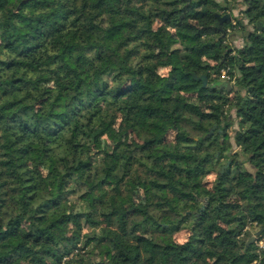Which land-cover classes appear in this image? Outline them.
<instances>
[{
	"label": "trees",
	"instance_id": "1",
	"mask_svg": "<svg viewBox=\"0 0 264 264\" xmlns=\"http://www.w3.org/2000/svg\"><path fill=\"white\" fill-rule=\"evenodd\" d=\"M257 240L264 0H0V264H264Z\"/></svg>",
	"mask_w": 264,
	"mask_h": 264
},
{
	"label": "rangeland",
	"instance_id": "2",
	"mask_svg": "<svg viewBox=\"0 0 264 264\" xmlns=\"http://www.w3.org/2000/svg\"><path fill=\"white\" fill-rule=\"evenodd\" d=\"M243 8H245V5H243V3L241 2V3L239 4V7H238L237 9L234 10V14H235V15H240V12H241L240 9H243ZM232 43H233L234 45H240V44L243 43V39H242V38L235 39V40H233ZM166 69H167V67H165V66H162V67L160 68V70H161L162 72H165ZM234 126H235V127L237 126V123H236V122L234 123ZM111 137H112V136H107L106 138H102V139L99 141V143H100L99 146L102 147V146L104 145V142L107 141V140H108L109 143H113V142H116V141L119 140V139H133V136H131V134H130L128 131L120 129V127H119L118 125L116 126V135H115L113 138H111ZM209 179H213V176H210ZM257 232H259V231H255L254 234H256ZM254 234H253V235H254ZM187 236H188V232H187L186 230H182V231H180V232H178V233L176 234V238H177L179 241H183V240H185V239L187 238ZM258 236H259V234H257V235L255 236L254 240H256V238H257ZM251 237H252V236H251ZM251 237H250V239H251ZM257 241H258L259 245H264V240H257Z\"/></svg>",
	"mask_w": 264,
	"mask_h": 264
},
{
	"label": "water",
	"instance_id": "3",
	"mask_svg": "<svg viewBox=\"0 0 264 264\" xmlns=\"http://www.w3.org/2000/svg\"><path fill=\"white\" fill-rule=\"evenodd\" d=\"M217 17L219 18L220 21H225V20H229V19H231V14H230V13H227V14H225L224 16H220V15L217 14ZM259 27H260V28H263V25H262V24H259ZM223 83H226L227 86H228V88H231V83H230V82H223ZM204 84H206V78H205V80H204ZM220 84H221V82H220ZM257 234H259V232H257L256 234L252 235L250 241L254 240V238H255V236H256Z\"/></svg>",
	"mask_w": 264,
	"mask_h": 264
},
{
	"label": "built area",
	"instance_id": "4",
	"mask_svg": "<svg viewBox=\"0 0 264 264\" xmlns=\"http://www.w3.org/2000/svg\"><path fill=\"white\" fill-rule=\"evenodd\" d=\"M223 75H225V72H224V74ZM261 246H263V245H261Z\"/></svg>",
	"mask_w": 264,
	"mask_h": 264
}]
</instances>
